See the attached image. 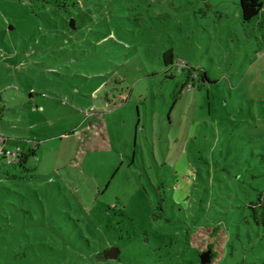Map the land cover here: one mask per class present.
<instances>
[{
	"label": "rangeland",
	"instance_id": "374dc122",
	"mask_svg": "<svg viewBox=\"0 0 264 264\" xmlns=\"http://www.w3.org/2000/svg\"><path fill=\"white\" fill-rule=\"evenodd\" d=\"M0 98V264H264V5L0 0Z\"/></svg>",
	"mask_w": 264,
	"mask_h": 264
},
{
	"label": "trees",
	"instance_id": "16d2710c",
	"mask_svg": "<svg viewBox=\"0 0 264 264\" xmlns=\"http://www.w3.org/2000/svg\"><path fill=\"white\" fill-rule=\"evenodd\" d=\"M262 7H263V0H239L241 20L243 22H249L253 17L257 16L260 13ZM200 75H201L202 80L207 79L205 72L200 73ZM186 79L187 81L183 86H189L188 81L192 80V77L188 76ZM192 86L193 85L191 84V87ZM6 150L7 149L4 147L3 151L0 153V163H2L1 165H3V161H4V164L7 165V167L10 166L13 170L18 169V168L23 169V170L25 169L29 170L25 164L27 163V158L30 157L31 155H34L33 149H22V151L17 154L16 158L12 160H8V158L6 157L5 155ZM5 174L9 175L10 173L8 171H5ZM248 207L250 209V216L253 218V220L257 224L260 223L264 225V191L259 190L258 194L256 195V199L251 200L248 203ZM206 248L208 249L209 246H207ZM214 254H215L214 251L211 250L210 251V261L214 257ZM98 255H99L98 260H100V257L102 256V252H99Z\"/></svg>",
	"mask_w": 264,
	"mask_h": 264
},
{
	"label": "water",
	"instance_id": "95a60500",
	"mask_svg": "<svg viewBox=\"0 0 264 264\" xmlns=\"http://www.w3.org/2000/svg\"><path fill=\"white\" fill-rule=\"evenodd\" d=\"M73 25V22L71 23ZM119 253V249L116 247H110L102 251V256L100 257L101 261L107 259H114L117 257ZM200 262L201 264H207L210 262V250H205L200 255Z\"/></svg>",
	"mask_w": 264,
	"mask_h": 264
},
{
	"label": "built area",
	"instance_id": "2783aa9c",
	"mask_svg": "<svg viewBox=\"0 0 264 264\" xmlns=\"http://www.w3.org/2000/svg\"><path fill=\"white\" fill-rule=\"evenodd\" d=\"M176 63L177 62H175V64ZM180 63L183 64V65L185 64L184 62L177 63V65H176L177 66V71H179L181 69L180 66H179ZM85 113L89 114V111H86ZM3 149H4V140L0 136V153L3 151ZM21 151H22V149L20 147H18V148L15 149L14 152L6 150L5 155L8 158V160H12V159L16 158L17 154L20 153Z\"/></svg>",
	"mask_w": 264,
	"mask_h": 264
},
{
	"label": "crops",
	"instance_id": "0c3cea01",
	"mask_svg": "<svg viewBox=\"0 0 264 264\" xmlns=\"http://www.w3.org/2000/svg\"><path fill=\"white\" fill-rule=\"evenodd\" d=\"M263 5H264V2H263ZM168 63H170V65H172L174 62H168ZM30 98L32 99V97L30 96ZM101 119H102V117H100ZM102 134L105 136V133H104V131L102 132ZM109 150H111L110 148H109Z\"/></svg>",
	"mask_w": 264,
	"mask_h": 264
},
{
	"label": "flooded vegetation",
	"instance_id": "af4514ba",
	"mask_svg": "<svg viewBox=\"0 0 264 264\" xmlns=\"http://www.w3.org/2000/svg\"><path fill=\"white\" fill-rule=\"evenodd\" d=\"M111 247H113V246H111ZM110 248V247H109Z\"/></svg>",
	"mask_w": 264,
	"mask_h": 264
}]
</instances>
